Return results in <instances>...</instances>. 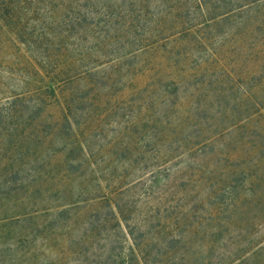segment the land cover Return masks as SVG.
I'll return each instance as SVG.
<instances>
[{
	"label": "rangeland",
	"instance_id": "374dc122",
	"mask_svg": "<svg viewBox=\"0 0 264 264\" xmlns=\"http://www.w3.org/2000/svg\"><path fill=\"white\" fill-rule=\"evenodd\" d=\"M208 256L264 264V0H0V264Z\"/></svg>",
	"mask_w": 264,
	"mask_h": 264
},
{
	"label": "trees",
	"instance_id": "16d2710c",
	"mask_svg": "<svg viewBox=\"0 0 264 264\" xmlns=\"http://www.w3.org/2000/svg\"><path fill=\"white\" fill-rule=\"evenodd\" d=\"M202 261V259H201ZM214 261V259H211L210 256H208V258L206 259V261L203 260L204 264H212V262Z\"/></svg>",
	"mask_w": 264,
	"mask_h": 264
}]
</instances>
